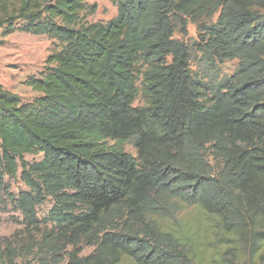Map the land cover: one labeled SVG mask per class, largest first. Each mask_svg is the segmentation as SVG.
Wrapping results in <instances>:
<instances>
[{"label": "trees", "instance_id": "16d2710c", "mask_svg": "<svg viewBox=\"0 0 264 264\" xmlns=\"http://www.w3.org/2000/svg\"><path fill=\"white\" fill-rule=\"evenodd\" d=\"M109 1L117 18L88 23L87 0H0L4 35L63 45L27 81L34 101L0 84V193L25 226L0 245V264H264V0ZM182 19L201 53L239 61L217 89L194 78L174 38ZM19 173L28 190L16 195L5 179ZM186 208L195 223L174 225Z\"/></svg>", "mask_w": 264, "mask_h": 264}, {"label": "rangeland", "instance_id": "374dc122", "mask_svg": "<svg viewBox=\"0 0 264 264\" xmlns=\"http://www.w3.org/2000/svg\"><path fill=\"white\" fill-rule=\"evenodd\" d=\"M87 3L90 7L94 5L97 7L94 14L84 13V19L88 23H108L118 16V7L109 0H87ZM216 21L217 17H215L213 23L215 24ZM176 29L174 38L188 46L191 56L190 70L201 86L209 92L222 86L232 78L238 69V60L220 63L211 56L201 53L199 51L200 33L198 27L190 20H179L176 22ZM62 46L60 41L48 36L20 31L4 35V32L0 31V84L4 89L19 95L24 102L34 101L40 95L28 86L27 81L32 77L40 78L43 74H46L51 68L47 64V59L53 53L60 51ZM144 68H147V66L139 64L138 69L140 71ZM145 105L146 103L142 98H139L135 103V107ZM124 147L126 152L137 158V150L134 148L133 142L125 143ZM209 158L211 164L216 168L217 163L212 157ZM42 159V154L25 156V160L30 164L40 162ZM5 184L12 194L17 195L20 191L28 190L20 177V173L15 179L6 177ZM53 205L54 202L48 199L44 205L37 208L38 219L42 228L49 225L46 223V219ZM197 211L195 208H186L170 221L176 226L180 222L194 224L199 213ZM196 227L199 228V226ZM24 230L22 214L16 210L7 194L0 193V245L4 243L6 245L9 241L17 243L23 240L25 238ZM82 248L83 256H89L95 250L94 247L85 245ZM25 260L32 264H39L34 255L21 258L18 262L22 264ZM62 264H67V261ZM123 264H134V262L127 259Z\"/></svg>", "mask_w": 264, "mask_h": 264}]
</instances>
